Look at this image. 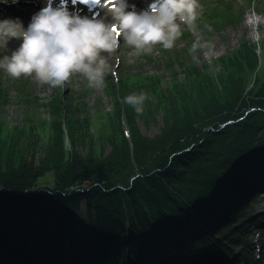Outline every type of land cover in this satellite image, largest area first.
Masks as SVG:
<instances>
[{"label": "trees", "instance_id": "1", "mask_svg": "<svg viewBox=\"0 0 264 264\" xmlns=\"http://www.w3.org/2000/svg\"><path fill=\"white\" fill-rule=\"evenodd\" d=\"M239 42L213 65H183V80L170 76L164 88L159 76L134 77L130 89L145 83L149 92L138 113L162 114L150 140L137 134L123 74L111 111L84 117L87 102L68 94L50 104L56 115L36 164L23 154L35 150L40 126L27 134L0 119V264H152L146 256L161 240L194 229L197 219L221 213L228 224L245 215L226 204L264 164V53L261 64L258 43ZM195 238L176 249L184 264H202L201 251L216 239Z\"/></svg>", "mask_w": 264, "mask_h": 264}, {"label": "rangeland", "instance_id": "2", "mask_svg": "<svg viewBox=\"0 0 264 264\" xmlns=\"http://www.w3.org/2000/svg\"><path fill=\"white\" fill-rule=\"evenodd\" d=\"M205 1L204 3L208 2L212 7L220 6L225 11L224 2L226 0H220L216 5L212 4L213 0ZM228 1L230 4L226 11L216 13V17L210 16V12L213 9L207 10L205 9V4L200 3L197 9V17L202 16V20H196L191 26L187 23H180L182 34L176 40L172 49L166 50L161 45H156L150 53L145 52L137 55L133 49L123 42L121 49H117L111 54L104 53L106 70L103 83L95 87H90L87 79L79 73H74L63 86L53 88L48 84L37 81L34 75L31 77H24L22 75L19 79H14L6 71L0 69V91L5 98V100H0V119L10 129L19 125L25 126L27 134L28 126H40V128L34 130L39 137L38 144L43 146L44 129L48 126V121L56 115L51 111L50 104L57 102L59 95L62 100H64L63 94H68L77 103L86 101L87 110H83L82 112L84 117H92L100 111L99 109L111 111L113 105L112 96L116 95L117 91L120 90L119 77L122 74L128 78L124 84L126 86L124 89L127 92L133 93V95L148 94L149 92L146 90L145 83H140L137 86L133 82L132 85L137 87L130 89L132 88L130 83H132L135 76L141 75L140 73L154 77L155 79L159 76L162 79L160 86L164 88L170 76L175 75L179 80H183V76L185 75L183 65L188 66V64L194 63L200 65L203 62L213 65V60L218 55H225L227 52L230 53L231 50L235 49L240 44L239 39L241 37L247 41L250 40L258 43L255 51L259 62L262 64L263 59L260 58V55L263 56L264 53L262 44V39H264V0ZM107 13H109V7L105 6L98 19H103L106 22L109 17ZM5 39L0 38V59H3L4 56L10 57L12 52L18 49L22 43V37H12L7 41ZM259 42L262 47V54L257 52L260 49ZM215 69H219V66H215ZM65 107V105L62 107L61 115L63 116L67 115ZM161 116L160 108H155L151 115L145 114L144 116L136 112L134 124L137 126V134L139 133L145 138L147 137L146 139L148 140L152 139L162 126ZM120 125L124 135H128V125L125 120L121 121ZM27 140V137L23 138V141ZM108 149L109 145L106 146L105 152ZM82 151L84 153L85 149L82 148ZM40 154L39 149L36 148L34 152L35 157ZM42 180L47 181L45 178ZM82 204L84 203L82 202ZM261 206L262 210L257 211V213L264 214V196L256 201L253 208L252 205L248 206L250 207L249 214L253 216L254 210L259 209ZM243 219L240 218L239 223ZM235 223L238 222L231 221L227 225L224 224L226 229L221 232L220 236L225 239L233 235L237 239V244L241 245L243 240L238 239L232 228L230 229ZM211 226L212 230L220 227L215 222H211ZM206 227V225L203 226L205 229ZM181 238V243L184 241L188 243L194 237L189 236L186 238L183 236ZM165 244L170 245L169 250L178 245L174 243L170 244V240L165 242ZM168 254L166 250L164 251L162 245L159 253H155L154 256L153 254H149L146 259L155 262Z\"/></svg>", "mask_w": 264, "mask_h": 264}, {"label": "clouds", "instance_id": "3", "mask_svg": "<svg viewBox=\"0 0 264 264\" xmlns=\"http://www.w3.org/2000/svg\"><path fill=\"white\" fill-rule=\"evenodd\" d=\"M109 4L112 23L69 11L67 0L59 4L47 0L26 29L18 21L0 20V38L7 41L22 37L19 48L10 57L0 59V69L14 79L34 75L37 81L53 88L63 86L79 73L90 87H95L103 83L104 53L115 52L121 36L137 55L150 53L156 45L172 49L182 34L180 23L193 25L199 8L198 0H152L141 11L128 0H109ZM146 99L145 94L125 98L137 112L143 110Z\"/></svg>", "mask_w": 264, "mask_h": 264}, {"label": "water", "instance_id": "4", "mask_svg": "<svg viewBox=\"0 0 264 264\" xmlns=\"http://www.w3.org/2000/svg\"><path fill=\"white\" fill-rule=\"evenodd\" d=\"M227 122H229V121H227ZM225 124V123H224ZM66 142H68L67 141V139H66ZM36 145H35V149L36 148H38L39 149V151H40V155L39 156H36L35 157V155H34V152H35V150H30V151H28V152H25V154H23V156L26 158V159H28V160H32L35 164L38 162V161H40L41 159H43V157H44V151H43V146L42 145H40V144H38V143H35ZM23 156H22V154H21V157L23 158ZM24 159V158H23ZM43 182H48V181H43V180H41V183L40 184H49V183H43ZM0 188H3V187H0Z\"/></svg>", "mask_w": 264, "mask_h": 264}, {"label": "bare ground", "instance_id": "5", "mask_svg": "<svg viewBox=\"0 0 264 264\" xmlns=\"http://www.w3.org/2000/svg\"><path fill=\"white\" fill-rule=\"evenodd\" d=\"M15 7V6H14ZM264 165V164H263ZM165 242H168L169 240L168 239H166V240H164ZM160 244V243H159Z\"/></svg>", "mask_w": 264, "mask_h": 264}, {"label": "snow or ice", "instance_id": "6", "mask_svg": "<svg viewBox=\"0 0 264 264\" xmlns=\"http://www.w3.org/2000/svg\"><path fill=\"white\" fill-rule=\"evenodd\" d=\"M96 2H97V3H99V2H100V0H96Z\"/></svg>", "mask_w": 264, "mask_h": 264}]
</instances>
